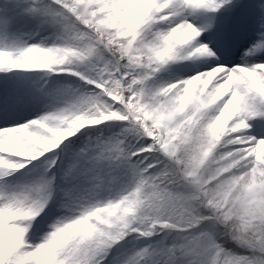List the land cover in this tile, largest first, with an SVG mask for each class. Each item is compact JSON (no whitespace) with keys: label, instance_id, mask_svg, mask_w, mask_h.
I'll list each match as a JSON object with an SVG mask.
<instances>
[{"label":"snow or ice","instance_id":"6c2138e0","mask_svg":"<svg viewBox=\"0 0 264 264\" xmlns=\"http://www.w3.org/2000/svg\"><path fill=\"white\" fill-rule=\"evenodd\" d=\"M0 264H264V0H0Z\"/></svg>","mask_w":264,"mask_h":264}]
</instances>
